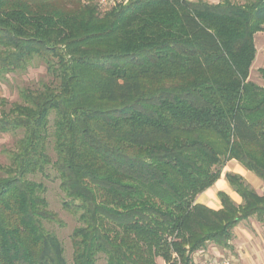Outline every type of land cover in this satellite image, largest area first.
<instances>
[{"label":"trees","instance_id":"1","mask_svg":"<svg viewBox=\"0 0 264 264\" xmlns=\"http://www.w3.org/2000/svg\"><path fill=\"white\" fill-rule=\"evenodd\" d=\"M264 0H0V82L34 65L45 79L0 98V264H192L231 249L260 194L226 180L221 208L196 202L236 161L264 183V88L249 81ZM264 79V69L260 70ZM53 154V157L51 155ZM56 174L78 217L71 263L33 177Z\"/></svg>","mask_w":264,"mask_h":264},{"label":"rangeland","instance_id":"2","mask_svg":"<svg viewBox=\"0 0 264 264\" xmlns=\"http://www.w3.org/2000/svg\"><path fill=\"white\" fill-rule=\"evenodd\" d=\"M130 0H116V5H125ZM209 3H217V0H205ZM236 1V0H233ZM255 44V58L250 68L249 81L264 88V79L261 77L260 70L264 69V31L256 33L254 36ZM45 79L44 68L40 65H34L25 72H18L9 74L5 80L0 82V98H4L9 102L18 101V90L22 87H35L39 80ZM14 148V138L11 135L0 134V165L5 166L8 164V158L6 155L7 150ZM52 157L53 154L51 153ZM36 182L42 183L45 187V198L48 203L49 209L54 212L59 221V224H46L48 230L53 232L60 240L63 249L64 256L68 263H71L72 248L70 243V235L72 230L79 225L78 217L72 213L66 211L62 204L66 200L63 192L59 187V181L56 178V174L52 169L48 168L46 171V176L37 175L33 177ZM262 190H258V193H262ZM256 224L255 218H252L246 222L240 223L238 227L239 230H246L247 232H252V224ZM234 230V235L230 241L231 249L222 250L221 254L223 256L233 257L237 262L239 259L236 253L238 243H237V232ZM236 234V235H235ZM209 245L207 248L212 247ZM215 247V246H214ZM207 250V249H206ZM158 264H164L161 260L157 261ZM99 264H103L102 261Z\"/></svg>","mask_w":264,"mask_h":264},{"label":"crops","instance_id":"3","mask_svg":"<svg viewBox=\"0 0 264 264\" xmlns=\"http://www.w3.org/2000/svg\"><path fill=\"white\" fill-rule=\"evenodd\" d=\"M227 174L240 176L256 192H258V190H264V183L261 180H259L253 173L245 170L236 161L232 160L225 164L221 171V175L215 184L197 196L196 202L205 205L212 210H219L221 208V204L217 194L219 192H223L236 205H240L242 203V199L237 193L233 191L227 182ZM239 225L234 228L235 231L238 230ZM251 228V233L247 232L246 230H239V232H235L237 234L238 243L236 253L239 256L236 264H264V226H261L256 221V224L253 223ZM204 253L210 257L222 255L221 251L214 246L204 250Z\"/></svg>","mask_w":264,"mask_h":264},{"label":"built area","instance_id":"4","mask_svg":"<svg viewBox=\"0 0 264 264\" xmlns=\"http://www.w3.org/2000/svg\"><path fill=\"white\" fill-rule=\"evenodd\" d=\"M100 10L107 11L116 6V0H95ZM127 1V0H126ZM233 257L216 256L210 257L204 251H199L193 255L192 264H236Z\"/></svg>","mask_w":264,"mask_h":264}]
</instances>
